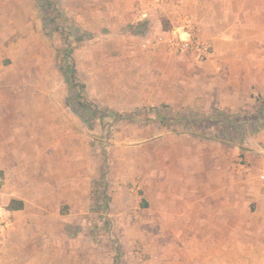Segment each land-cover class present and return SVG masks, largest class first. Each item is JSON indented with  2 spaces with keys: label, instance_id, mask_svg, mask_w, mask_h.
Masks as SVG:
<instances>
[{
  "label": "crops",
  "instance_id": "0c3cea01",
  "mask_svg": "<svg viewBox=\"0 0 264 264\" xmlns=\"http://www.w3.org/2000/svg\"><path fill=\"white\" fill-rule=\"evenodd\" d=\"M89 4L108 6L115 19L108 31L114 39L108 58L115 84H121L117 80L122 78L129 88L123 105L114 108L129 111L159 104V116L162 107L203 115L215 109L238 111L250 95L254 101L264 98V0H99ZM33 14L16 19L17 40H9L13 34L5 33L0 43V54L9 60L7 67L0 63V216L8 223L0 235V264L66 261L62 248L55 247L68 244L67 227L58 223L52 228L46 215L52 200L65 195L66 186L46 196L35 188L20 190V183L31 182L35 176L36 170L28 171L26 166H54L60 181L65 179L61 172L67 164L66 139L62 141L61 132L57 134L52 126L62 120V114L53 111L46 93H42V107L36 104L41 97L36 87L46 85L55 73L45 74L52 70L49 58L40 65L36 50L42 47L45 54L47 39L41 35L40 18ZM180 16L200 28V37L210 43L207 61L197 63L190 56L167 51L166 40ZM162 21L168 28H163ZM228 21L235 23V39L228 33L231 27L210 31L217 22ZM34 61L39 64L33 68ZM32 69L33 75L29 74ZM37 123L43 129L41 141L37 143L35 137L26 141L40 127ZM161 126L159 138H165ZM50 128L58 141L47 138ZM256 135L245 158L250 167L237 164V156L226 157L222 148L220 157L221 152L216 153L222 147L220 141H159V155L164 150L171 154L159 156V264H264V130ZM12 200L22 202V209L8 211ZM67 211L61 203L56 220Z\"/></svg>",
  "mask_w": 264,
  "mask_h": 264
},
{
  "label": "rangeland",
  "instance_id": "374dc122",
  "mask_svg": "<svg viewBox=\"0 0 264 264\" xmlns=\"http://www.w3.org/2000/svg\"><path fill=\"white\" fill-rule=\"evenodd\" d=\"M22 1L23 4L16 5L14 0H0V43L5 33L13 34L9 40H17L16 19L24 20L36 12L40 18L41 35H46L47 39L45 54L41 53L42 47L36 50V54L41 59L40 65L49 58L52 70L45 71L46 76L50 72L55 73L46 85L36 87V95H41L36 104L38 108L42 107V93H46V100L50 98L53 111L62 114V120L57 119L52 126L57 129V134L61 132L62 141L66 139L67 150L64 153L67 164L64 170L62 168L61 174L65 179L61 182L58 179L60 171L54 166H26L28 171L36 170L35 176L23 174V177H34L31 182L20 183V190L25 192L35 188L36 192L46 196L57 193L61 185L66 186L65 195L61 200L53 199L46 214L52 228L58 223L67 227L65 236L68 244L55 247L56 250L62 248L66 261L57 264H159V156L171 157L167 150L159 155V141L166 138L184 144L220 141L222 147H218L225 155L228 154L226 157L232 155L231 158L235 159L237 156V164L250 167L251 162L245 158L252 152L257 135L249 134L247 124L242 135L235 126L227 127L215 122V118L230 120L239 114L253 113L257 106L254 97L250 95L238 111L215 109L203 115L162 107L164 109L159 116V104H144L129 111L114 108L123 105L125 89L129 87L122 78L117 80L121 84H115L113 65L109 62L108 51L114 39L109 37L108 31L109 27L115 26L109 7L89 4L99 0ZM50 18L53 21L49 24ZM214 26L217 28H211L212 33L221 27H231L228 33L235 39L234 22H217ZM77 36L84 39L80 44L76 42ZM140 37L144 38L143 35ZM66 52H70L67 61L71 64L72 76L63 74ZM211 53L210 46V54L205 61ZM3 57L0 54V63L7 67L9 60ZM31 64L34 68L39 63L34 61ZM33 71L30 70L29 74L33 75ZM71 77L72 88L68 83ZM115 97L118 102L114 101ZM83 102L92 105L84 115L80 107ZM95 106L99 112H94ZM164 116L170 117L161 126L166 137L159 138V119ZM39 126L37 123L36 127ZM42 130L41 125L27 136L29 140L26 141H33L35 137L39 143ZM49 131L47 138L51 137L52 142L58 141L55 132L51 128ZM219 149L216 153L221 152ZM36 153L39 155L41 151ZM216 153L215 156L218 155ZM221 153L219 156L223 158ZM41 161L44 162V158ZM61 203L68 207V211L56 220Z\"/></svg>",
  "mask_w": 264,
  "mask_h": 264
},
{
  "label": "built area",
  "instance_id": "2783aa9c",
  "mask_svg": "<svg viewBox=\"0 0 264 264\" xmlns=\"http://www.w3.org/2000/svg\"><path fill=\"white\" fill-rule=\"evenodd\" d=\"M166 48L170 54L190 56L197 63L205 61L210 54L209 44L200 38V29L184 16L177 17L176 25L171 29L166 40ZM241 167L243 170L246 168L243 165ZM7 227L8 223L0 216V235Z\"/></svg>",
  "mask_w": 264,
  "mask_h": 264
},
{
  "label": "trees",
  "instance_id": "16d2710c",
  "mask_svg": "<svg viewBox=\"0 0 264 264\" xmlns=\"http://www.w3.org/2000/svg\"><path fill=\"white\" fill-rule=\"evenodd\" d=\"M162 25H163V28L166 29L168 28V25H167V22L165 21H162ZM170 28V27H169ZM78 37V36H77ZM67 39V38H65ZM83 37H78L76 42L77 44H80L82 41H83ZM65 62H64V69H63V74H66V76H72V68H71V64L68 63L67 60H69L70 58V52H66L65 53ZM72 80L73 78L71 77L70 80H68V83H69V86L72 88L73 85H72ZM256 103H257V106L254 110L253 113H250V114H245V115H236L235 117L231 118L230 120H225L223 117L220 119L219 117H216L215 118V122H221L223 123V125H226L227 127H234L236 131H238L239 133H242V135L245 134V130H246V126L247 128L250 130L249 134L250 135H254L256 133H258L259 131H262L264 130V98H261V97H256ZM89 106H92V105H89L87 102H83V103H80V107L82 109V114L84 115L87 111H89L88 107ZM94 112H99L97 109H96V106H95V109H94ZM102 116H100L101 118ZM170 117H167V116H164L162 117L161 119H159V122L161 125H164V120L166 119H169ZM174 121V120H173ZM213 123V121H211ZM245 124H247L245 126ZM23 207V204L22 202L20 201H15V200H12L8 207H7V210L8 211H15V210H20L22 209Z\"/></svg>",
  "mask_w": 264,
  "mask_h": 264
}]
</instances>
